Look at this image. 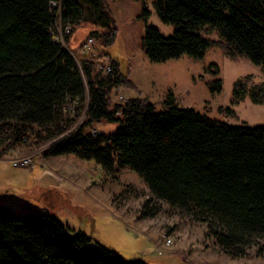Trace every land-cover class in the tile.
<instances>
[{
	"label": "trees",
	"instance_id": "obj_1",
	"mask_svg": "<svg viewBox=\"0 0 264 264\" xmlns=\"http://www.w3.org/2000/svg\"><path fill=\"white\" fill-rule=\"evenodd\" d=\"M52 1H59L72 34L80 28L72 45L87 33L103 48L116 38L104 0H0V156L32 141L47 145L46 158L92 160L106 177L127 168L153 199L204 223L206 237L224 254L242 258L256 246L264 255V127L216 122L178 107L172 95L161 112L146 99L111 105L109 93L127 84L128 72L105 52L77 64L52 43ZM134 1L148 15L144 0ZM153 7L174 30L164 37L145 28L142 49L151 63L202 59L215 43L201 32L214 31L228 56L244 57L264 73V0H156ZM97 62L109 64L110 73L101 76ZM208 71L218 74L215 65ZM248 81L234 84L232 102L247 96L264 103V85L248 89ZM209 89L219 93L221 81ZM69 102L86 104L85 119L74 129L77 118L64 109ZM101 123L119 127L97 136L87 131ZM69 232L50 214L16 215L0 205V264H146L123 261L101 245L91 251L86 236Z\"/></svg>",
	"mask_w": 264,
	"mask_h": 264
},
{
	"label": "rangeland",
	"instance_id": "obj_2",
	"mask_svg": "<svg viewBox=\"0 0 264 264\" xmlns=\"http://www.w3.org/2000/svg\"><path fill=\"white\" fill-rule=\"evenodd\" d=\"M156 0H104L115 22L116 38L103 48L93 39L89 50L80 51L86 35L72 45L79 35L73 31L67 46L78 62L93 61L104 52L128 72L127 84L116 85L109 93L110 104L122 105L129 99H146L156 111L165 109L170 95L180 108L231 127H264V103L254 104L249 97L232 102L234 84L248 77V89L264 85V73L244 57L226 54L225 44L216 32H201L215 44L202 59L182 56L164 63H151L142 49L147 26L164 37L173 35L174 28L163 24L155 14ZM88 30V29H87ZM87 32V31H86ZM108 66L109 72L100 69ZM103 64V65H102ZM215 65L218 74L208 71ZM101 76L110 73L107 63H96ZM221 81V91L212 93L209 85ZM110 105V106H111ZM73 127L83 123L81 109ZM78 115H81L80 117ZM97 130L112 134L116 123H101ZM47 145L35 147L34 142L0 156V205L16 215L54 216L69 229L70 236L82 234L89 249L96 252L101 245L117 253L123 261L141 260L146 264H264V255L252 246L245 257L231 258L206 237V225L171 209L152 198L144 182L125 168L111 177L104 176L94 161H80L72 156L46 158ZM40 155L36 154L40 151ZM32 157L27 168H13L9 160ZM49 188L43 192L41 188ZM46 193V194H45ZM167 239L170 243L167 244ZM264 244V240L262 241Z\"/></svg>",
	"mask_w": 264,
	"mask_h": 264
},
{
	"label": "built area",
	"instance_id": "obj_3",
	"mask_svg": "<svg viewBox=\"0 0 264 264\" xmlns=\"http://www.w3.org/2000/svg\"><path fill=\"white\" fill-rule=\"evenodd\" d=\"M50 6L52 7V9L55 10V21H54L53 27L49 31L51 41L54 44L61 45L62 48L65 49L73 57V59L76 61V63L79 64V62L75 59V57L73 56V54L71 53V51L69 50V48L67 46L68 42L66 39H68V37H70L72 34V26L69 24L65 25L62 23V19H61L62 9L60 8L59 1H52L50 3ZM93 41L94 40L92 37L86 38L81 45L80 51L82 53H85L87 50H89ZM100 69H103L104 71L109 72L108 66H101V64H100ZM85 105L81 109V106H78L76 104V102H69L68 104L65 105L64 109L67 112V114L73 118L75 115V111L78 110V108H80L81 109L80 113H82L81 119H85V112H86ZM80 116L81 115H79V117ZM74 128H76V127H73V129ZM87 131L89 133H91L92 135H96V136L102 134L99 130H97V128L95 126L87 127ZM40 153H41V150L37 151L36 154L40 155ZM31 158L32 157L12 159V160H9V163L11 164V166L13 168H27V167H30V165L32 163ZM169 243H170V239H167V244H169Z\"/></svg>",
	"mask_w": 264,
	"mask_h": 264
},
{
	"label": "crops",
	"instance_id": "obj_4",
	"mask_svg": "<svg viewBox=\"0 0 264 264\" xmlns=\"http://www.w3.org/2000/svg\"><path fill=\"white\" fill-rule=\"evenodd\" d=\"M42 190H44L43 192L47 191V193L49 192V188L45 187V188H41ZM46 194V193H45Z\"/></svg>",
	"mask_w": 264,
	"mask_h": 264
}]
</instances>
